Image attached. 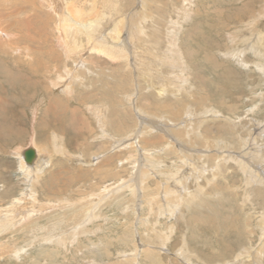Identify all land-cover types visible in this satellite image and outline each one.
Segmentation results:
<instances>
[{"label": "rangeland", "instance_id": "374dc122", "mask_svg": "<svg viewBox=\"0 0 264 264\" xmlns=\"http://www.w3.org/2000/svg\"><path fill=\"white\" fill-rule=\"evenodd\" d=\"M0 10V220L19 219L0 224V264H183L179 249L190 264H221L231 251L227 260L264 264L253 258L264 181L238 162L264 170V0H0ZM63 19L97 21L94 38L83 26L61 37ZM103 36L117 37V54L92 49L110 45ZM33 146L34 169L21 170L16 153ZM173 170L175 194L198 201L200 187L202 203L149 213L146 196Z\"/></svg>", "mask_w": 264, "mask_h": 264}, {"label": "bare ground", "instance_id": "6f19581e", "mask_svg": "<svg viewBox=\"0 0 264 264\" xmlns=\"http://www.w3.org/2000/svg\"><path fill=\"white\" fill-rule=\"evenodd\" d=\"M143 1V0H142ZM145 1V0H144ZM239 4V3H238ZM1 11V10H0ZM69 11V10H68ZM134 11V10H133ZM79 12V10L77 9V12L76 13H78ZM140 12V11H139ZM150 12V11H149ZM148 12V13H149ZM65 20H67L66 18H64ZM64 19H63V22H60L59 24H58V26H59V28H60V31H61V33L63 34V36L61 35V37H68L67 36V34H68V31L69 30H74L75 32H77L78 30L80 31V29H81V27L83 26L84 28H85V33H86V38H89V39H93L94 37H93V34H95L96 32V28L94 27L96 24H97V21H95V22H93V20H89L88 21V23L86 22L85 23V25H84V23L81 21V22H74V25H72V26H67V24L65 23V21H64ZM122 20V19H121ZM121 20H120V22H121ZM251 20V19H250ZM71 21V20H70ZM118 21V20H117ZM130 21V20H129ZM2 22V21H1ZM114 22H115V20H114ZM251 22V21H250ZM94 23H96V24H94ZM136 23V22H135ZM117 24V23H116ZM118 25V24H117ZM140 25V24H139ZM138 24L137 25H135V27H140ZM5 26V25H4ZM3 26H1V28H2ZM128 27V26H127ZM133 26L132 25H130L127 29H130L131 28V30L133 29L132 28ZM137 27V28H138ZM0 28V49H2L3 50V52H4V49H3V47L2 46H4V45H2V38L4 39V38H6V32H4V30H2ZM3 28H5V27H3ZM112 28V27H111ZM234 29V28H233ZM248 29H249V26H248ZM73 31V32H74ZM98 31V30H97ZM241 31V30H240ZM82 32V31H81ZM110 32V31H109ZM115 32V31H114ZM114 32H112V33H114ZM117 32V31H116ZM127 32V31H126ZM236 32V31H235ZM248 32H249V30H248ZM78 33V32H77ZM237 33V32H236ZM243 33V32H242ZM241 33V34H242ZM70 34V33H69ZM75 34V33H74ZM74 34H72V35H74ZM108 34V33H107ZM127 34V33H126ZM234 34V33H233ZM9 35V34H8ZM20 35V34H19ZM82 35H83V33H82ZM128 35V34H127ZM134 35H136L135 33H134ZM232 35V34H231ZM250 35V34H249ZM18 36V35H17ZM105 36V35H104ZM103 36V37H104ZM126 36V35H125ZM228 36V35H227ZM234 36V35H233ZM251 36V35H250ZM9 37V36H8ZM106 37V36H105ZM104 37V38H105ZM115 37V36H114ZM109 37L110 38V40H108V38L106 39H104V41H102V42H105L106 43V40L107 41H109L110 42V45L109 46H107V45H103L102 43H100L99 42V47H95V44H93V46H92V49H96V51L97 50H99L100 52H103V53H105V54H107V55H114L115 53L117 54V52H119V48H120V46H118L119 48H117V44H115V41H118L117 40V37ZM239 37V36H238ZM242 37H243V35H242ZM20 38H22V37H20ZM241 38V37H240ZM240 38H238V39H240ZM259 38V37H258ZM24 39V38H23ZM62 39V38H61ZM70 39H71V37H70ZM242 39V38H241ZM262 40V39H261ZM260 40V41H261ZM8 41V40H7ZM24 41V40H23ZM92 41V40H91ZM236 41V40H235ZM72 42V41H71ZM109 42H107V43H109ZM236 42H239V41H236ZM254 42V41H253ZM96 43H98V42H96ZM111 43H113V44H111ZM241 43V42H240ZM250 44V43H249ZM253 44V43H252ZM261 44H263V43H261ZM9 45V44H8ZM63 45V44H62ZM90 45V44H89ZM115 45V46H114ZM120 45V44H119ZM64 46H65V44H64ZM74 46V45H73ZM239 46V45H238ZM260 46H262V45H260ZM259 46V47H260ZM113 47H115V48H117V50L116 49H114ZM123 47V46H122ZM171 47V46H170ZM258 47V48H259ZM5 48H7L8 49V47H6L5 46ZM11 48V47H10ZM13 48V47H12ZM20 48V47H19ZM75 48V47H74ZM73 48V49H74ZM108 48H110V49H108ZM262 48H263V46H262ZM17 49V48H16ZM253 49V48H252ZM11 50V49H10ZM18 50V49H17ZM258 50V49H257ZM177 52H180V51H177ZM12 53V52H11ZM19 53V52H18ZM123 53V52H122ZM122 53H120V56H121V54ZM264 53V52H263ZM262 53V54H263ZM12 54H15V53H12ZM17 54V53H16ZM26 56H27V54H26ZM123 56V55H122ZM112 57V56H111ZM119 57V56H118ZM126 57V56H125ZM172 57V56H171ZM173 59H175V57H173ZM176 60V59H175ZM168 61V60H167ZM173 60H171L170 59V61L169 62H171V63H173L172 62ZM181 61V60H180ZM166 62V61H165ZM175 62V61H174ZM175 63H177V61L175 62ZM179 63V62H178ZM30 65H31V63H29ZM82 65V64H81ZM137 65V64H136ZM135 65V66H136ZM37 67H39L40 66V63H38L37 62V65H36ZM147 66V65H146ZM26 68V67H25ZM181 68V67H180ZM175 69V68H174ZM58 71V70H57ZM72 71V70H71ZM48 72V71H47ZM59 72V71H58ZM75 73V76H76V73L77 72H74ZM47 74V73H46ZM56 74H58V73H55V75ZM68 74H69V72H68ZM48 75V74H47ZM54 75V76H55ZM72 75H73V73L71 74V77H72ZM49 76V75H48ZM74 75H73V78L75 77ZM56 77V76H55ZM58 77V76H57ZM58 79V78H57ZM63 82V81H62ZM58 83V82H57ZM64 83V82H63ZM66 83V82H65ZM77 83V82H76ZM176 83V82H175ZM56 84H54V86H55ZM71 85V84H70ZM64 87H65V90L66 89H68L69 88V86H68V83L66 84V86L64 85ZM61 88V87H60ZM72 88V87H71ZM165 88V87H164ZM160 89H161V86H160ZM168 89H169V87H168ZM166 90V89H165ZM26 91V90H25ZM36 91V90H35ZM66 91H68V90H66ZM162 91V90H161ZM6 92V91H5ZM29 92V91H28ZM40 92V91H39ZM26 93V92H25ZM48 93V92H47ZM68 93V92H67ZM28 94V93H27ZM19 95H20V93H19ZM66 95V94H65ZM68 95V94H67ZM108 96V95H107ZM67 97H69V96H67ZM60 100V99H59ZM59 100H57V102L59 101ZM28 101V100H27ZM54 101V100H53ZM54 103L53 102H51V99H50V101H49V104H48V107L46 108V110H44V112H42L43 114H42V117L41 118H43L44 116H46V113L47 114H53V110L51 109V107H52V105H53ZM59 104V103H58ZM57 104V105H58ZM7 105V104H6ZM67 105V104H66ZM100 105V104H99ZM102 106V105H101ZM127 106V105H126ZM183 106V105H182ZM62 107V106H61ZM73 107V106H72ZM100 107V106H99ZM157 108V107H156ZM159 108V107H158ZM177 108V107H176ZM93 109V108H92ZM41 110V109H40ZM94 110H96V108L94 109ZM181 110V109H180ZM98 111V110H97ZM96 111V112H97ZM58 112V111H57ZM75 112V111H74ZM171 112L173 113V111L171 110ZM181 112V111H180ZM183 112V111H182ZM39 113V112H38ZM100 113V112H99ZM97 114V113H96ZM178 114V113H177ZM180 114V113H179ZM181 115V114H180ZM215 115V114H214ZM220 115V114H219ZM48 116V115H47ZM174 116H176V114L174 115ZM53 118H52V120H54L55 121V119H54V115L52 116ZM96 117V116H95ZM146 117V116H145ZM210 117V116H209ZM222 117V116H221ZM154 118V117H153ZM71 119V118H70ZM157 119H158V117H157ZM156 119V120H157ZM162 119V118H161ZM212 119V118H211ZM163 120V119H162ZM177 120V119H176ZM175 120V121H176ZM41 121V120H40ZM46 120H44V121H42V122H39V123H37L36 125H35V127H36V130L38 129L39 130V133H40V130L42 129H44V127H45V124L46 123H44ZM166 121V120H165ZM197 121V120H196ZM158 122H160V121H158ZM162 122H164V121H162ZM166 123V122H165ZM154 124V123H153ZM193 124V123H192ZM38 125V126H37ZM55 126V125H54ZM100 126V125H99ZM108 126V125H107ZM174 126V125H173ZM152 127V126H151ZM194 127V126H193ZM196 127V126H195ZM102 128V127H101ZM160 128V127H159ZM51 129H53V128H50V130ZM175 129V128H174ZM110 130V129H109ZM141 130V129H140ZM153 130V129H152ZM176 130V129H175ZM179 130H180V128H179ZM142 131V130H141ZM192 131V130H191ZM195 131V130H194ZM170 132H171V130H170ZM193 132V131H192ZM142 133H144V132H142ZM152 133V132H151ZM177 133V132H176ZM179 133V132H178ZM181 133H183V132H181ZM42 134V133H41ZM52 134V138H53V142H55V140L57 139L56 138V136L54 135V133H51ZM184 134V133H183ZM189 134V133H188ZM132 135V134H131ZM152 135V134H151ZM179 135V134H178ZM49 136V135H48ZM147 136V135H146ZM130 137H132V136H130ZM180 137V136H179ZM201 138V137H200ZM200 138H199V140H200ZM124 139H125V137H124ZM181 139V138H180ZM22 141V140H21ZM129 141V140H128ZM130 141H132V140H130ZM137 141H138V139H137ZM204 141V140H203ZM35 142V141H34ZM125 142V141H124ZM133 142V141H132ZM170 142V141H169ZM177 142V141H176ZM184 142V141H183ZM60 143V142H59ZM154 143V142H153ZM174 143V142H173ZM242 143V142H241ZM65 144V143H64ZM143 144H144V142H143ZM146 144V143H145ZM187 144V143H186ZM245 144V143H244ZM130 145V144H129ZM178 145V144H177ZM251 145V144H250ZM137 146V145H136ZM170 146V145H169ZM174 147H175V145H173ZM172 146V147H173ZM249 146V145H248ZM60 147L61 148H63L61 145H60ZM145 147H147V146H145ZM171 147V148H172ZM169 148V147H168ZM250 148V147H249ZM248 148V149H249ZM33 149H34V153H35V156H34V159L35 160H37L38 158H39V152H40V150L38 149V148H36V147H34L33 146ZM137 149V148H136ZM180 149V148H179ZM247 149V150H248ZM251 149V148H250ZM42 150V149H41ZM144 150H145V148H144ZM141 151V150H140ZM147 151H149V150H147ZM177 151V150H176ZM252 151V150H251ZM61 152V151H60ZM143 152V151H142ZM248 152V151H247ZM246 152V154H248ZM24 153V152H23ZM145 153V152H144ZM255 153V152H254ZM17 155H18V157H19V160H20V168H21V170H28V169H30L31 170V168H33V161L35 162V160L33 159L32 161H31V163H28V164H26L25 165V163H24V158H23V155H22V152H17L16 153ZM147 154V153H146ZM65 155V154H64ZM147 155H150V154H147ZM180 155V154H179ZM69 156V155H68ZM124 156V155H123ZM170 156V155H169ZM257 156V155H256ZM72 157V156H71ZM148 157V156H147ZM165 157V156H164ZM244 157V156H243ZM153 158V157H152ZM155 158H156V156H155ZM154 158V159H155ZM247 158V157H246ZM66 159V158H65ZM179 159V158H178ZM177 159V160H178ZM250 160L251 159H253V158H249ZM259 159V158H258ZM44 160V158L41 160V161H43ZM47 160V159H46ZM147 160H150V159H147ZM237 160V159H236ZM243 160V159H242ZM241 159L238 161V162H242V163H240V165H241V168H243V170L244 171H246V169H247V165L246 164H248V175L249 174H252V176L254 175V178L258 181V182H262V181H264V176H262V175H260L259 173H258V171H262L263 170V168H261L260 167V165H258V164H256V166H257V168H256V170L257 169H259L258 171H256V170H251V168L249 167L250 165V161L249 160H247V159H245L246 161H242ZM187 161H188V158H187ZM157 162V161H156ZM182 162V161H181ZM180 162V163H181ZM252 162H253V160H252ZM19 163V162H18ZM149 163L151 164V160L149 161ZM160 163V162H159ZM177 163V162H176ZM183 163V162H182ZM181 163V164H182ZM189 163H191L190 162V160H189ZM254 163V162H253ZM46 164H48L45 160H44V165L43 166H41V163H40V166H38L37 168H35V172L37 173V174H39V173H42V171H43V168L45 169V166H46ZM142 164V163H141ZM192 164V163H191ZM190 164V165H191ZM183 165V164H182ZM181 165V166H182ZM187 165V164H186ZM49 166V165H48ZM47 166V167H48ZM140 166H142V165H140ZM144 166H145V163H144ZM195 166V165H194ZM183 167V166H182ZM182 167H181V169H182ZM185 167V166H184ZM252 167V166H251ZM143 168V167H142ZM180 168V167H179ZM194 168V167H193ZM195 168H196V166H195ZM194 168V169H195ZM202 168V167H201ZM240 168V167H239ZM34 169V168H33ZM152 169V168H151ZM188 169V168H187ZM197 169V168H196ZM200 169V168H199ZM198 169V170H199ZM198 170H197V172H198ZM110 171V170H109ZM152 170H150V172H151ZM178 171H181V175L183 174L182 173V170H178ZM30 172V171H29ZM139 172H140V177L138 176V182H139V185L141 184L142 186H145V179L148 177L147 176V171H145L144 169H141V171L139 170ZM174 172V170L172 171V173ZM196 172V173H197ZM203 172H204V170H203ZM262 172H264V170L262 171ZM33 173V172H32ZM138 173V172H137ZM160 173V172H159ZM174 173H176V172H174ZM185 173V172H184ZM188 173H189V171H188ZM199 173V172H198ZM197 173V174H198ZM213 173H215V172H213ZM170 174V173H169ZM178 174L179 173H176V174H174L173 176H172V178H174V180H171V182L172 183H166V184H164V185H159L158 186V191H157V193H156V198L154 199V198H152V197H150V194H148L147 196H146V201H145V204L148 206L147 208H148V212L149 213H151V212H153L154 211V213H156L157 214V211H158V209L159 210H161V208H159L160 207V203H162L163 201H164V206H163V208L165 209V207L167 206L166 204H168L169 203V201L170 200H173L174 199V201H172V202H177L178 201V203L180 204L183 200L184 201H186L187 203H192L193 202V204H191L192 206L191 207H193V206H196V205H199V204H201L202 203V198L203 197H205V194H203L202 193V189L199 187L197 190H199L198 191V193L197 194H202V196H200V200L198 199V201H196L195 200V198H194V196L191 194V196H190V194L189 195H187V196H185V194H184V197L181 195V192H179L177 195L175 194V190L177 191V189H175V187H180L181 186V181H180V179H181V176L179 177L178 176ZM192 174H193V172H192ZM218 174V173H217ZM26 175H27V173H26ZM107 173L105 172L104 173V178L105 177H107ZM137 175V174H136ZM161 175H163V174H161ZM168 175V174H167ZM177 175V176H176ZM191 175V174H190ZM214 175V174H213ZM215 175H216V173H215ZM218 175H220V174H218ZM171 176H170V178H171ZM187 176V175H186ZM200 176V175H199ZM29 177V176H28ZM135 178V177H134ZM137 178V177H136ZM183 178H185V177H183ZM191 178V177H190ZM189 178V179H190ZM21 179V178H20ZM59 179V178H58ZM187 179H188V176H187ZM48 180V179H47ZM148 180V179H147ZM159 180V179H158ZM182 180V179H181ZM207 180V179H206ZM50 181H51V178L48 180V184L50 183ZM167 181V180H166ZM184 181V180H183ZM182 181V182H183ZM188 181V180H187ZM158 182V181H157ZM158 183H160V182H158ZM180 183V184H179ZM183 184H184V182H183ZM182 184V185H183ZM169 185H172V188H171V186H169ZM7 187V186H6ZM147 187V186H146ZM35 188V187H34ZM121 188V187H120ZM141 188V187H140ZM144 188V187H143ZM183 188H185V187H183ZM142 189V188H141ZM180 189V188H179ZM188 188L186 187L185 188V192H186V190H187ZM105 190H107L106 189V186H105V189L104 188H102V192L103 191H105ZM147 191V190H146ZM181 191V190H180ZM187 191H189V190H187ZM25 192V191H24ZM189 193V192H188ZM143 194V193H142ZM94 195V194H93ZM100 195V194H99ZM104 195V194H103ZM106 195V194H105ZM142 196V195H141ZM168 197V198H165V197ZM190 196V197H189ZM173 197V198H172ZM185 198V199H184ZM96 199V198H95ZM195 200V201H194ZM80 201V200H79ZM141 201V200H140ZM39 202V201H38ZM66 204V203H65ZM8 207V206H7ZM18 207V206H17ZM70 207V206H69ZM176 208L177 207H179V205L177 204L176 206H175ZM18 209H19V207H18ZM22 209V208H21ZM20 209V210H21ZM26 209V208H25ZM24 210V209H23ZM18 211V210H17ZM22 211V210H21ZM25 211V210H24ZM24 211H22V212H24ZM45 211V210H44ZM177 212V211H176ZM21 213V212H20ZM178 213V212H177ZM9 217L8 218H6L5 220H0V224H9L10 226L9 227H12L13 225H14V221H16V216H14L13 215V213H11V212H9ZM24 214V213H23ZM159 214H161V213H159ZM1 215V214H0ZM90 215V214H89ZM82 216V215H81ZM18 217H19V215H18ZM71 218V217H70ZM19 220V219H18ZM17 220V221H18ZM21 220V219H20ZM16 221V222H17ZM83 225V224H82ZM8 227V228H9ZM82 227H84V226H82ZM260 228H261V237H262V247H260V249L259 250H257V251H255L254 252V255H253V258H255V259H258V260H260V258H261V256H262V254L264 255V251H262L263 249H264V216L262 217V219H261V224H260V226H259ZM77 230V229H76ZM155 231V230H154ZM157 232V238L159 239V243H161V245H165L164 243L166 242V239L168 240L169 238H167L168 236L165 234V236H163V234H161V233H158V231H155V233ZM73 236V235H72ZM162 238H165V239H162ZM54 241L56 242V243H66L67 242V237L66 236H64L63 234L61 235H58V236H56L55 238H54ZM67 244V243H66ZM65 244V245H66ZM32 245V244H31ZM20 252V251H19ZM233 254H235V252L234 251H231L230 253H226L224 256H222L221 258H218L217 257V259H221L222 261H221V264H223L224 263V259H226L227 260V257L228 256H231V255H233ZM256 254H258L259 256H257ZM173 255L180 261V262H183V264H190V263H188V259H186L187 257H189V255L187 254L186 255V253H184V250H182V249H179L178 251H176L175 253H173ZM192 254H190V256H191ZM133 257H135V256H133ZM240 257H242V256H240L239 255V253L237 254V256H236V258L234 259V260H225L226 261V264H242V261H243V259H245V258H247L248 256H243L241 259H238V258H240ZM264 257V256H263ZM252 257H248L247 259H251ZM135 259V258H134ZM187 261V262H186ZM199 262H200V260H198ZM179 262V263H180ZM190 262V261H189ZM203 262V261H202ZM204 263V262H203ZM218 263H220V262H218Z\"/></svg>", "mask_w": 264, "mask_h": 264}, {"label": "water", "instance_id": "95a60500", "mask_svg": "<svg viewBox=\"0 0 264 264\" xmlns=\"http://www.w3.org/2000/svg\"><path fill=\"white\" fill-rule=\"evenodd\" d=\"M35 153L33 148H28L23 153V158L26 163H31L34 159Z\"/></svg>", "mask_w": 264, "mask_h": 264}]
</instances>
